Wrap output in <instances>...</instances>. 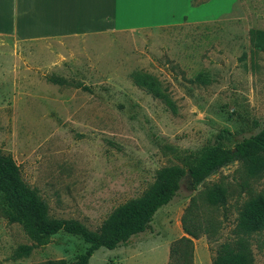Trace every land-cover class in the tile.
I'll return each instance as SVG.
<instances>
[{
    "label": "rangeland",
    "instance_id": "rangeland-1",
    "mask_svg": "<svg viewBox=\"0 0 264 264\" xmlns=\"http://www.w3.org/2000/svg\"><path fill=\"white\" fill-rule=\"evenodd\" d=\"M252 29L264 31V0H235L214 18L155 27L31 41L0 34V148L13 155L52 217L97 229L143 195L160 168L198 156L222 129L231 131L234 147L264 126V49L255 46ZM133 73L154 75L175 109L137 86ZM217 184L228 200L208 206L207 191ZM187 185L157 211L150 229L115 249L101 247L89 264H212L220 244L236 237L245 202L264 195V175L250 176L240 161L195 190ZM191 204L199 205L194 221L209 230L199 238L183 227ZM184 236L193 249L177 241ZM261 239L250 238L255 264H264ZM33 243L21 223L8 221L0 199V264L72 261L87 247L60 231L29 256H15Z\"/></svg>",
    "mask_w": 264,
    "mask_h": 264
},
{
    "label": "trees",
    "instance_id": "trees-1",
    "mask_svg": "<svg viewBox=\"0 0 264 264\" xmlns=\"http://www.w3.org/2000/svg\"><path fill=\"white\" fill-rule=\"evenodd\" d=\"M251 36L255 46L264 49V31L252 29ZM132 77L137 86L175 109L170 94L154 75L133 73ZM199 79L203 82L208 81L204 77ZM49 80L72 85L69 80L58 76H50ZM76 85L87 89L82 83L78 82ZM231 135V131L224 128L215 136L213 142L198 153V156L193 153L190 159L184 160L183 165L173 164L160 168L155 182L143 195L117 207L97 229H91L77 219L52 217L48 203L37 189L24 180L21 168L13 155L5 153L0 148V199L4 213L9 222L21 223L35 241L33 244L20 245L15 251V256L19 258L29 256L36 246L47 243L52 235L64 231L83 239L87 244L85 251L72 261L58 259L42 264H89L94 253L101 247L115 249L127 243L133 236L150 229L157 211L169 204L182 188L188 169L192 177L191 183L187 185L190 190H195L208 176L235 161H240L250 176H263L264 126L258 132L236 142L234 147L230 145ZM206 200L208 206L225 205L228 200L227 188L221 184L211 187L207 191ZM198 207L197 204H191L183 219L185 233L193 238H199L202 233H209L205 226L194 221ZM263 234L264 195L258 194L242 206L236 237L220 244L212 264H255L250 238ZM177 241L185 242L193 249L192 238L184 236ZM262 245L264 240L261 239L259 247L262 248ZM174 251L172 247L173 254Z\"/></svg>",
    "mask_w": 264,
    "mask_h": 264
},
{
    "label": "crops",
    "instance_id": "crops-1",
    "mask_svg": "<svg viewBox=\"0 0 264 264\" xmlns=\"http://www.w3.org/2000/svg\"><path fill=\"white\" fill-rule=\"evenodd\" d=\"M235 0H0V34L31 41L214 18Z\"/></svg>",
    "mask_w": 264,
    "mask_h": 264
},
{
    "label": "water",
    "instance_id": "water-1",
    "mask_svg": "<svg viewBox=\"0 0 264 264\" xmlns=\"http://www.w3.org/2000/svg\"><path fill=\"white\" fill-rule=\"evenodd\" d=\"M191 181H192L191 171H190V169H188V170H187V175H186V177H185V182H186L187 184H189V183H191Z\"/></svg>",
    "mask_w": 264,
    "mask_h": 264
},
{
    "label": "snow or ice",
    "instance_id": "snow-or-ice-1",
    "mask_svg": "<svg viewBox=\"0 0 264 264\" xmlns=\"http://www.w3.org/2000/svg\"><path fill=\"white\" fill-rule=\"evenodd\" d=\"M130 2H137V0H130Z\"/></svg>",
    "mask_w": 264,
    "mask_h": 264
}]
</instances>
